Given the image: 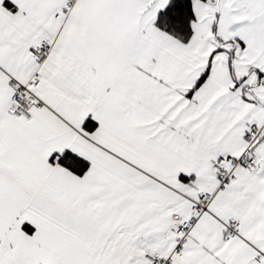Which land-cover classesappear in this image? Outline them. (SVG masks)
I'll return each mask as SVG.
<instances>
[{
    "label": "snow or ice",
    "instance_id": "obj_1",
    "mask_svg": "<svg viewBox=\"0 0 264 264\" xmlns=\"http://www.w3.org/2000/svg\"><path fill=\"white\" fill-rule=\"evenodd\" d=\"M0 264H264V0H0Z\"/></svg>",
    "mask_w": 264,
    "mask_h": 264
}]
</instances>
